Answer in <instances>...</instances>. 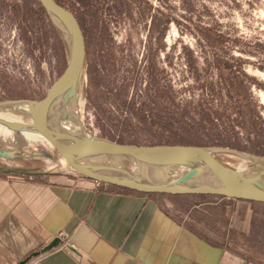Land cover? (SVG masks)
Listing matches in <instances>:
<instances>
[{"label":"rangeland","instance_id":"obj_1","mask_svg":"<svg viewBox=\"0 0 264 264\" xmlns=\"http://www.w3.org/2000/svg\"><path fill=\"white\" fill-rule=\"evenodd\" d=\"M30 1L0 0V100L44 97L67 64L54 23ZM59 1L86 38L89 129L126 144L200 142L264 156V0ZM59 156L36 134L0 124V174L76 175ZM251 208L243 239L264 260V206Z\"/></svg>","mask_w":264,"mask_h":264},{"label":"crops","instance_id":"obj_2","mask_svg":"<svg viewBox=\"0 0 264 264\" xmlns=\"http://www.w3.org/2000/svg\"><path fill=\"white\" fill-rule=\"evenodd\" d=\"M252 205L217 196L163 199L98 188L70 173L31 179L10 171L0 174V264H17L55 237L59 246L27 264H264L243 239Z\"/></svg>","mask_w":264,"mask_h":264},{"label":"water","instance_id":"obj_3","mask_svg":"<svg viewBox=\"0 0 264 264\" xmlns=\"http://www.w3.org/2000/svg\"><path fill=\"white\" fill-rule=\"evenodd\" d=\"M38 2L65 44L67 64L44 97L0 100V112L22 117L0 118L1 124L36 134L63 157L70 171L93 181L141 193L215 195L264 203V156L208 145L126 144L89 129L78 103L87 67L82 25L76 14L58 0ZM15 105H23L24 111H11ZM220 153H241L251 164L242 170L234 168L218 157ZM61 243L62 238L55 237L17 264H27Z\"/></svg>","mask_w":264,"mask_h":264},{"label":"bare ground","instance_id":"obj_4","mask_svg":"<svg viewBox=\"0 0 264 264\" xmlns=\"http://www.w3.org/2000/svg\"><path fill=\"white\" fill-rule=\"evenodd\" d=\"M84 78L85 77H83V80H82V82L80 83V87H79V95H78V103H79V111H80V114H81V118H82V120H83V112H82V110H83V107H84V100H83V95L81 94V90H82V87H83V83H84ZM13 108H15V110H11V111H16V112H23L24 111V109H25V107L23 106V105H15V106H13ZM12 108V109H13ZM64 112L66 113L67 112V110H64ZM0 118L1 119H4V120H18V119H21L22 117H20L18 114H14V113H12V112H9V111H4V112H0ZM1 124V123H0ZM21 132H24V131H21ZM230 154H232V155H236V156H239V157H243L244 155L243 154H241V153H230ZM245 157V156H244ZM243 157V158H244ZM59 159H60V161H61V163H63V165L64 166H66L67 167V169L70 171V168H69V166L67 165V163L65 162V160L63 159V157H61V156H59ZM245 159L248 161V163L246 162L245 164H241L240 166H239V169H244V168H246V167H248L249 166V162H251L250 161V159H248L247 157H245ZM244 159V160H245ZM230 164H234L233 163V160H227ZM61 166V165H60ZM62 167V166H61ZM61 167H58V168H61ZM57 169V168H56ZM72 172V171H71ZM73 173V172H72Z\"/></svg>","mask_w":264,"mask_h":264},{"label":"trees","instance_id":"obj_5","mask_svg":"<svg viewBox=\"0 0 264 264\" xmlns=\"http://www.w3.org/2000/svg\"><path fill=\"white\" fill-rule=\"evenodd\" d=\"M59 1V0H58ZM86 2L88 0H85ZM60 2V1H59ZM29 3H37L39 4L38 0H31ZM61 3V2H60ZM42 9V8H41ZM228 68H230L229 65H227ZM194 145H202V143H196ZM147 194H150V195H160V196H168L170 198H178V197H181V196H186L187 194H179V195H168V194H160V193H147ZM195 196V195H194ZM196 196H215V195H196ZM217 197H224V196H217ZM231 199H234V198H231ZM252 202L254 205H261V206H264V203H258V202H254V201H250Z\"/></svg>","mask_w":264,"mask_h":264},{"label":"built area","instance_id":"obj_6","mask_svg":"<svg viewBox=\"0 0 264 264\" xmlns=\"http://www.w3.org/2000/svg\"><path fill=\"white\" fill-rule=\"evenodd\" d=\"M76 176H78V175H76ZM30 178L32 179L33 177H30ZM95 183H96V186L98 188H100V187H109L110 186V184H107V183H104V182L95 181Z\"/></svg>","mask_w":264,"mask_h":264},{"label":"flooded vegetation","instance_id":"obj_7","mask_svg":"<svg viewBox=\"0 0 264 264\" xmlns=\"http://www.w3.org/2000/svg\"><path fill=\"white\" fill-rule=\"evenodd\" d=\"M146 63V62H145Z\"/></svg>","mask_w":264,"mask_h":264}]
</instances>
